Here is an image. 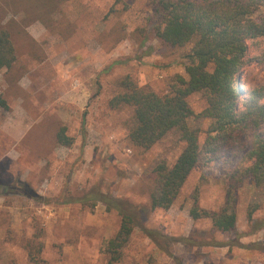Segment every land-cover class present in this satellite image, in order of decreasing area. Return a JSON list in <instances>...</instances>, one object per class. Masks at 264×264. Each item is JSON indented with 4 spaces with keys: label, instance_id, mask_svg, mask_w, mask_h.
Returning <instances> with one entry per match:
<instances>
[{
    "label": "rangeland",
    "instance_id": "obj_1",
    "mask_svg": "<svg viewBox=\"0 0 264 264\" xmlns=\"http://www.w3.org/2000/svg\"><path fill=\"white\" fill-rule=\"evenodd\" d=\"M153 10L152 0H0V30L16 51L0 71L9 106L0 107V264H108L120 215L103 203L64 200L99 185L148 206L152 168L183 148L178 131L150 149L135 146L134 108L110 105L126 78L160 94L176 74L188 78L184 54L193 43L171 48L142 32ZM249 45L242 80L264 83V39ZM189 101L204 145L213 121L202 115L206 96ZM61 129L72 145L58 143ZM257 132L264 136V125ZM252 138L242 133L210 162L212 153L203 154L171 208L147 212L116 264H264V185L245 156ZM193 206L234 210L236 229L194 219ZM143 227L160 232L159 244ZM188 237L196 242L181 240Z\"/></svg>",
    "mask_w": 264,
    "mask_h": 264
},
{
    "label": "trees",
    "instance_id": "obj_2",
    "mask_svg": "<svg viewBox=\"0 0 264 264\" xmlns=\"http://www.w3.org/2000/svg\"><path fill=\"white\" fill-rule=\"evenodd\" d=\"M152 1L154 10L142 32L148 31L171 48L193 43L190 51L184 54L188 78L176 74L170 91L165 94L140 87L126 78L122 82L124 91L115 95L110 105L113 108L121 105L134 108V126L129 138L135 146L150 149L171 131L180 133L184 145L174 162L162 158L152 168L148 206L105 191L99 185L71 194L64 200L65 203L88 205L103 203L108 211L115 210L120 215L121 226L107 244L108 264L120 261L122 249L134 229L142 226L148 211L171 208L190 173L203 159V154L212 153L206 162L216 159L221 146L231 145L246 131L253 132L251 147L245 153L250 162L247 171L256 184L264 185V136L257 132L264 125V83L242 80L243 71L250 61L249 41L258 44L264 39V0ZM147 39L145 36L142 45ZM15 60L11 35L8 30L1 29L0 71L11 68ZM244 83L246 90L241 88ZM194 93L206 96L207 106L202 115L213 120L204 145L200 143L199 130L189 123L196 115L189 101ZM0 107L9 108L2 96ZM57 141L70 146L73 138L61 129ZM190 214L194 219L211 218L214 228L225 232L237 227V214L227 207L215 212L193 206ZM142 229L159 244V231ZM181 240L196 242L190 237Z\"/></svg>",
    "mask_w": 264,
    "mask_h": 264
}]
</instances>
